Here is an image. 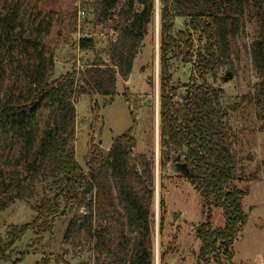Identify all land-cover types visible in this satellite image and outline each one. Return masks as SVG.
<instances>
[{"label": "trees", "instance_id": "obj_1", "mask_svg": "<svg viewBox=\"0 0 264 264\" xmlns=\"http://www.w3.org/2000/svg\"><path fill=\"white\" fill-rule=\"evenodd\" d=\"M90 2H83L86 9ZM93 2L94 33L80 37L77 46L97 56L84 68H73L53 79L58 45L77 31V0H0V209L15 199L30 201L41 194L31 205L34 220L7 231V241L0 246V264H20L28 251L15 260L13 254L25 233H34L35 243L53 230L56 217L71 214L66 240L78 250L91 248L92 264H155L149 220L156 200L155 160L139 154V164L131 163L134 125L115 137L106 151L91 142L87 171L77 162L75 142L77 98L90 94L106 97L105 104L113 100L119 75L129 78L157 16L160 168L183 156L197 174L186 177L203 200V220L196 228L200 241L196 264H234L235 241L247 221L243 200L248 191L236 185L230 116L222 106L221 91L210 87L207 77H216L224 66L234 34V11L241 0ZM248 3L259 24L253 59L261 76L256 99L264 112V0ZM178 18L185 21L182 30L176 29ZM98 26L116 32L100 49L95 34ZM195 35L201 42L198 46ZM171 59L192 63L202 80L188 84L181 102L174 101L175 88L169 86ZM124 96L132 100L126 88ZM115 188L122 210L116 205ZM159 205L162 234L166 212L162 194ZM218 211L223 220L220 225L215 218ZM123 217H127L125 222ZM131 244L134 252L129 259ZM160 245L163 261L167 250Z\"/></svg>", "mask_w": 264, "mask_h": 264}, {"label": "rangeland", "instance_id": "obj_2", "mask_svg": "<svg viewBox=\"0 0 264 264\" xmlns=\"http://www.w3.org/2000/svg\"><path fill=\"white\" fill-rule=\"evenodd\" d=\"M93 1L91 0L89 8L86 9L87 16L84 22H79L77 10L75 15L77 31L67 34L66 41L58 45L55 52L53 79L59 78L73 68H84L97 56V52H84L77 46L80 37L91 36L94 33ZM234 16V34L228 41L224 66L216 77L209 75L207 83L210 87L221 91L222 106L227 109L232 126L233 151L237 159L238 172L236 185L248 191L243 200L247 221L235 241L233 262L264 264V112L256 99L255 90L261 76L255 68L253 59V43L259 35V24L248 0H241L234 11ZM184 25V19L178 18L176 29L182 30L185 28ZM95 34L100 38L99 49L116 37L113 29L103 26L96 27ZM159 43L157 16L155 23L149 25L129 78L125 79L119 75L118 93L113 100L105 104L106 97L90 94H81L77 98L76 159L87 171L86 158L91 142L99 143L106 151L115 137L124 134L134 125L133 135L136 138V146L131 149V163L139 164L137 159L139 154H146L148 158L155 160L156 200L149 216L155 241V264H196L200 247L196 228L203 220V200L186 178L187 176L180 174L174 168L177 162H184L183 156L168 161L162 171L160 168ZM195 43L197 46L201 44L197 35H195ZM99 56L103 60H108L105 53H100ZM169 64L171 74L169 86L175 88L174 101L181 102L187 96L188 84H201L202 80L192 63L171 59ZM125 88L132 97L130 102L124 96ZM96 103L97 107H95ZM133 110L136 115L132 113ZM160 178L163 181L162 186ZM161 194L166 200L162 234H160L159 205ZM40 196L30 201L15 199L0 209V246L7 241V231L12 225H23L34 220L35 212L31 205L39 201ZM114 197L117 207L122 210L116 188ZM220 213L221 211H218L215 214L218 225L223 222ZM72 217L73 214L56 217L53 230L44 233L35 243L33 242L37 236L29 231L25 233L16 243L13 260L20 257V253L28 251L20 264H81L85 261L92 264L94 252L91 248L78 250L66 240L65 231ZM125 218L123 217L124 222ZM161 242L167 250L163 261L160 260ZM133 252L134 245L131 244L129 259L133 256ZM5 264H13V262Z\"/></svg>", "mask_w": 264, "mask_h": 264}, {"label": "water", "instance_id": "obj_3", "mask_svg": "<svg viewBox=\"0 0 264 264\" xmlns=\"http://www.w3.org/2000/svg\"><path fill=\"white\" fill-rule=\"evenodd\" d=\"M175 170L184 176H196L194 168H190L185 162H177L174 166Z\"/></svg>", "mask_w": 264, "mask_h": 264}, {"label": "built area", "instance_id": "obj_4", "mask_svg": "<svg viewBox=\"0 0 264 264\" xmlns=\"http://www.w3.org/2000/svg\"><path fill=\"white\" fill-rule=\"evenodd\" d=\"M84 1L85 0H77L78 17H79L80 23L84 22L86 20V16H87L86 7H84V4H83Z\"/></svg>", "mask_w": 264, "mask_h": 264}]
</instances>
